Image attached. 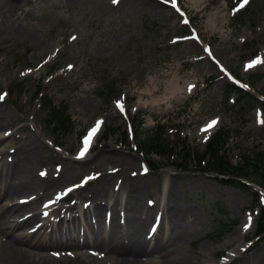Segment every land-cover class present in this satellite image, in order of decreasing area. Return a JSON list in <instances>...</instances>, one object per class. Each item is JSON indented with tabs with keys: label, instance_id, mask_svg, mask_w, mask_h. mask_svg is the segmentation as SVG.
Returning <instances> with one entry per match:
<instances>
[{
	"label": "rangeland",
	"instance_id": "1",
	"mask_svg": "<svg viewBox=\"0 0 264 264\" xmlns=\"http://www.w3.org/2000/svg\"><path fill=\"white\" fill-rule=\"evenodd\" d=\"M25 2L28 5L24 7L32 12L30 23L44 33L42 38L49 48L42 52L32 39L13 29L17 18L21 23L26 21L23 14L8 20L0 18V89L10 93L3 103L8 117L0 120V128L5 124L18 137L42 139L46 146L35 143V151L39 155L52 152L55 159L51 167L37 165L41 178L55 179L60 166L77 174L56 191L25 192L21 199L29 206L13 210L8 218L17 221L29 212L43 214L45 200L55 199L54 195L63 193L72 183H80L92 170L110 171L89 188H96L97 183L105 187L110 192L108 197L99 196L93 203L109 204L114 201L110 197H116L114 185L125 177L139 176L142 163L152 158L160 168L153 167L150 174L139 176L144 188L134 193L126 189L122 203L146 206L149 199L156 202L163 172L170 169L172 194L163 196V207L171 210L169 218L171 214L179 215L176 217L182 221L187 208H193L197 217L193 229L186 232L168 220L163 229L165 237L160 241H171L172 237L176 243L169 242L160 256L182 247L191 264H232L235 258L256 255L264 260V239L254 243L264 189L259 191V201L254 192L258 191L257 185H264L263 172L258 170L261 174L244 179L249 188L240 189L223 184L216 174L202 172L207 165L195 162L196 152L204 151L212 136L208 137L203 127L213 120L218 121L214 133L221 128L230 131L227 146L233 164L243 165L244 155L255 159L257 153L264 152V111L254 100L264 102V64L256 63L264 60V0H250L243 8L242 0H177L183 17L165 0H122L119 4L113 0H41L36 7L31 0ZM183 19L189 23H183ZM207 49L212 50L214 58L209 57ZM250 63L252 68L247 67ZM55 64L59 68L50 74ZM234 83L241 89L234 91ZM107 85H113L112 99L101 95ZM39 93L44 96L42 100ZM50 102L68 107L72 131L57 133L49 125ZM118 102L124 104L126 114L118 109ZM128 113L142 139L148 138L159 123H165L168 142L184 144L194 152V162L189 165L194 171H179L183 152L179 157L152 154L148 158L136 150L131 138L124 142ZM101 120L105 129L93 150L92 162L74 163V155L82 147L81 135ZM21 126L25 129L18 131ZM112 128L118 133L104 140ZM28 144V139L16 143L13 136L1 143L0 150ZM109 150L135 159L127 168L114 167L106 162L107 154L112 153ZM19 196L4 197L0 205L7 202V208L11 207L21 202ZM88 198L85 203H89L87 196L70 200L81 199V203ZM244 223H248L249 230L241 239L236 234ZM34 224L19 228L18 233H29ZM221 228L226 232L220 236ZM81 237L85 239V235ZM231 238L236 240L223 247ZM63 251L66 257L58 264H111L101 259L103 252L92 248ZM228 253L234 254L232 260L229 256L221 258Z\"/></svg>",
	"mask_w": 264,
	"mask_h": 264
},
{
	"label": "bare ground",
	"instance_id": "2",
	"mask_svg": "<svg viewBox=\"0 0 264 264\" xmlns=\"http://www.w3.org/2000/svg\"><path fill=\"white\" fill-rule=\"evenodd\" d=\"M25 1L0 0V18L8 20L23 14V19L26 21L21 23L17 18L13 24V29L18 34L32 39L35 47L44 52L49 46L47 41L42 38L44 33L39 32L30 23L32 12L24 7L28 5ZM39 1L41 0H31L32 6L36 7ZM18 11H20V14ZM1 92L2 89H0V94ZM7 99L8 97L5 98V101ZM7 117L8 108L0 100V120ZM93 127L95 125L90 128V131ZM24 129L25 126H21L18 128V131ZM104 129L105 125H103L99 132L98 139L102 136ZM213 131L214 128L207 132L208 137ZM13 136L16 143L22 139H28L29 144L23 147L0 150V200L4 197L20 195L17 197V200H19L23 198L22 194L25 192L42 191L49 193L56 191L62 183L65 186L66 182H70L73 175L77 174V172L66 168L59 171L55 179L41 178L39 175L41 171H39V174L38 170L36 171L37 165H41L42 168L51 167L55 155L52 152L39 155L35 151L34 144L39 143L46 146L41 138L18 137L5 124L0 128V145ZM91 145H89V151L84 156V159L79 158L78 155L77 158H73V162H92L94 157L90 153L93 152L94 147ZM83 148L84 145L81 151ZM109 151L112 153L107 154L106 162L113 164L114 167L127 168L135 159L134 157H130V155L125 156L118 153L116 150ZM140 170H142L141 167ZM143 174L141 173L139 176H143ZM94 175L97 176L84 185L74 187L65 196L61 195L62 191L54 195L56 201L52 207L54 212L52 215L60 217L56 228L51 223L46 222L31 234L18 233L19 228H24L36 222L40 214L33 212L25 218L12 221L8 218V214L12 213L13 210L20 211L29 205L25 204V202L13 204L8 208L7 202L0 205V264H58L61 259H65L66 257L63 250L71 247L83 250L85 248H92L96 251H101L104 253L101 259L111 264H191L190 258L182 247H177L171 253L159 255V253L167 251L169 242L171 243L170 245L176 243L172 237L171 241L170 239L168 241H160V237H165L163 229L166 227L169 219H172L175 227L178 225L177 228L183 229L184 232L192 230L195 222H197L193 208H187L183 215V220L180 221L176 217L179 215L171 214L169 218V214L171 213L170 208L168 206L163 207V196L166 193L172 194L174 185L172 181L173 173L170 172V169L163 172V183L158 192L160 194L158 200L153 205H150L149 202L146 204L152 208L141 205L136 206L133 203H122L121 198L126 189L134 193L144 188L143 182L140 180L141 177L139 178L137 174H134L132 177H125L114 185L113 194H116V197H110L114 200L112 203L108 204L103 201L93 203L94 198L99 196L108 197L110 194L105 187H99V183H97L96 188L89 190L90 183H95L102 175H110V171L106 169L101 173H97L96 170H92L87 176ZM75 196L78 198L90 197L92 207L88 208V210L84 209V204L88 202L89 198L81 201V203V199L70 200V198ZM73 201L76 202L71 203ZM65 202L68 203L66 206L64 205ZM108 207L111 212H107ZM154 214L155 218H153ZM104 217L106 222H104ZM81 218L85 219L86 223H83ZM91 218L95 219L91 220ZM95 226L98 228H95ZM150 230L154 231L152 237H149L151 236L149 234ZM248 230V223H244L243 226L239 227L236 236L242 239L247 236L246 231ZM80 233L85 235V239H81ZM235 240V238H231V242L225 243L223 247L231 245ZM49 250L58 251V254H53ZM233 255L232 253L222 254L223 259L229 256L230 260H232L230 256ZM239 261L245 264H264V260L258 255L249 257L248 259L235 258L232 264H237Z\"/></svg>",
	"mask_w": 264,
	"mask_h": 264
},
{
	"label": "trees",
	"instance_id": "3",
	"mask_svg": "<svg viewBox=\"0 0 264 264\" xmlns=\"http://www.w3.org/2000/svg\"><path fill=\"white\" fill-rule=\"evenodd\" d=\"M113 85H107V87H103V92L101 94L105 99L112 98L114 93ZM233 88L234 91L239 90L235 86ZM49 116V125H53V130L55 132L60 133L62 130L72 131L73 120L66 105L56 107L54 103L50 102ZM134 129L139 151L146 153L148 156L152 155L153 153L161 156L167 155L168 157L169 155L173 156V154L179 156L180 153L183 152V162L180 164V167H182L183 170L188 169V166L194 162L195 154L190 148H186L184 144L168 142V139H166L164 136L166 129L164 124H158L156 129L152 130V134L146 139H142V133L139 134L135 124ZM110 131L112 134L116 133L115 129ZM125 138L127 140V133H125ZM229 139L230 131L224 128L220 129L208 142L205 151H202L200 154L196 152L197 157L195 162L199 165H202L204 162L205 165L209 166V172H214L225 176L227 179H221L224 184L234 185L238 188L245 189L246 184L240 180L241 178H251L254 174L260 173L258 170H261L264 174V152L257 153L256 159L244 155V164L234 165L228 154L227 145ZM154 166H156L155 163ZM250 167H253V170L250 171ZM255 196L256 199H258L257 192H255ZM225 231L226 229L223 228L220 229L219 233L223 234ZM258 234H264V208H262L260 214Z\"/></svg>",
	"mask_w": 264,
	"mask_h": 264
},
{
	"label": "snow or ice",
	"instance_id": "4",
	"mask_svg": "<svg viewBox=\"0 0 264 264\" xmlns=\"http://www.w3.org/2000/svg\"><path fill=\"white\" fill-rule=\"evenodd\" d=\"M114 3H118L119 0H113ZM171 2V5L176 8V10L179 12L180 9L177 7V0H165V3H169ZM250 3V0H242V3L240 4V8H243L245 7L246 5H248ZM183 13H181V16L183 17ZM183 23L185 24H188L189 21L187 19H183ZM73 40L76 39V37H72ZM193 39H196L198 40L199 37L198 36H194ZM208 52V55L209 57H213L214 58V55H213V52L211 49H207L206 50ZM217 63H219L217 61ZM256 63H262L264 64V60H260V61H257ZM254 65L252 63H250L247 67L248 68H252ZM222 71H226L225 69H221ZM195 86H190L189 88V91L192 90V88H194ZM4 98L3 94H0V100H2ZM117 107L119 108V110L122 112V113H125L126 114V110H125V106L122 102H118L117 104ZM262 123H264V121H261ZM103 121H97L96 124H95V127H93L91 129V131L88 133V136H87V139H85L83 141V144H84V148L82 149V151L80 152L79 154V158H83L89 151V145L91 144L93 138L97 135V133L100 131L102 125H103ZM218 124V121L217 120H213L211 121L204 129L203 131L204 132H208L209 130H211L212 128H214V126H216ZM69 191H71V189H69Z\"/></svg>",
	"mask_w": 264,
	"mask_h": 264
}]
</instances>
